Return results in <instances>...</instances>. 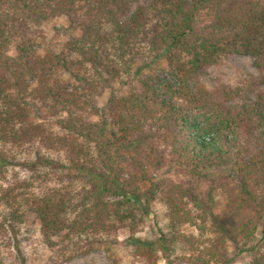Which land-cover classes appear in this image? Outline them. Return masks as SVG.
I'll return each mask as SVG.
<instances>
[{
	"label": "trees",
	"instance_id": "16d2710c",
	"mask_svg": "<svg viewBox=\"0 0 264 264\" xmlns=\"http://www.w3.org/2000/svg\"><path fill=\"white\" fill-rule=\"evenodd\" d=\"M56 18L77 36L40 54L36 29ZM232 55L257 74L207 88L201 75ZM262 84L264 0H0V264L29 216L62 264L134 234L154 201L163 224L143 255L230 264L231 242L264 264ZM224 195L249 217L231 235L213 217Z\"/></svg>",
	"mask_w": 264,
	"mask_h": 264
},
{
	"label": "rangeland",
	"instance_id": "374dc122",
	"mask_svg": "<svg viewBox=\"0 0 264 264\" xmlns=\"http://www.w3.org/2000/svg\"><path fill=\"white\" fill-rule=\"evenodd\" d=\"M144 4L150 0H141ZM77 33L73 32L67 22L62 18H56L42 24L36 29L34 38L39 44L38 53L56 51L61 48L62 44ZM37 44V45H38ZM165 63L158 61L145 67L131 75L129 86L120 87L122 94L132 92V89L138 87V80L141 74H157L160 70L165 69ZM257 72L252 66V58L247 55H232L225 59L220 65L210 67L201 75L203 84L211 89L218 83L235 85L243 79L255 76ZM264 91V84L260 86ZM107 99V94L98 98V104L102 106ZM223 170L211 172L212 177L216 178L223 175ZM170 176L166 170H157L153 172L152 178ZM214 220L215 222L226 227L230 235L233 229L249 217L248 213L241 209L231 210L227 206V197L220 196L215 199ZM152 211L144 218V223L134 234L128 230L118 232L106 243H102L93 251L74 257L73 259L62 264H167L162 254L158 257L142 254V249L147 243L156 242L159 236L158 227H162L164 215L162 206L159 202L151 203ZM34 223V224H33ZM260 226L258 235L260 233ZM194 230L188 226L182 227L181 232L188 234ZM22 236L19 238L18 250H4L2 264H53L50 260V252L40 243L38 226L32 216H29L22 227ZM27 238V240H25ZM228 251L233 261L230 264H242V259L234 256V247L231 242L228 243ZM180 252L172 251L170 261L175 259Z\"/></svg>",
	"mask_w": 264,
	"mask_h": 264
}]
</instances>
